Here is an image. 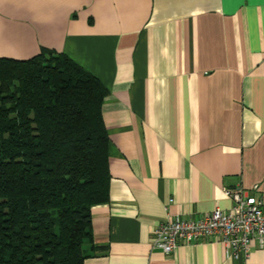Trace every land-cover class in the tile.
I'll return each mask as SVG.
<instances>
[{
  "label": "crops",
  "instance_id": "0c3cea01",
  "mask_svg": "<svg viewBox=\"0 0 264 264\" xmlns=\"http://www.w3.org/2000/svg\"><path fill=\"white\" fill-rule=\"evenodd\" d=\"M41 49L108 91V202L91 209L106 251L83 264H264L256 240L238 260L216 238L152 247L168 218L229 210L225 189L264 203V0H0V58Z\"/></svg>",
  "mask_w": 264,
  "mask_h": 264
},
{
  "label": "trees",
  "instance_id": "16d2710c",
  "mask_svg": "<svg viewBox=\"0 0 264 264\" xmlns=\"http://www.w3.org/2000/svg\"><path fill=\"white\" fill-rule=\"evenodd\" d=\"M107 95L65 54L0 58V264H83L106 251L91 209L108 202Z\"/></svg>",
  "mask_w": 264,
  "mask_h": 264
},
{
  "label": "built area",
  "instance_id": "2783aa9c",
  "mask_svg": "<svg viewBox=\"0 0 264 264\" xmlns=\"http://www.w3.org/2000/svg\"><path fill=\"white\" fill-rule=\"evenodd\" d=\"M224 195L231 200L229 210L217 208L195 220L168 218L154 228L152 247L168 255L181 243L216 238L231 259L246 258L250 241L264 242V203L241 188L225 189Z\"/></svg>",
  "mask_w": 264,
  "mask_h": 264
}]
</instances>
